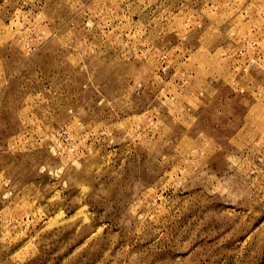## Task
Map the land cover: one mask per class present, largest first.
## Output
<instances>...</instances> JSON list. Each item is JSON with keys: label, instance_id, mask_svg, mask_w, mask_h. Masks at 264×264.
<instances>
[{"label": "rangeland", "instance_id": "1", "mask_svg": "<svg viewBox=\"0 0 264 264\" xmlns=\"http://www.w3.org/2000/svg\"><path fill=\"white\" fill-rule=\"evenodd\" d=\"M0 264H264V0H0Z\"/></svg>", "mask_w": 264, "mask_h": 264}]
</instances>
